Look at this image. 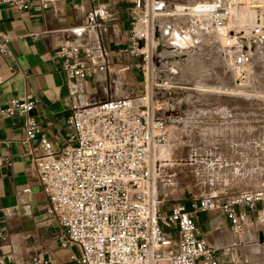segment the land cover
Wrapping results in <instances>:
<instances>
[{"label": "built area", "instance_id": "1", "mask_svg": "<svg viewBox=\"0 0 264 264\" xmlns=\"http://www.w3.org/2000/svg\"><path fill=\"white\" fill-rule=\"evenodd\" d=\"M55 1L0 0V6L23 11L36 4L45 10ZM126 2L131 30L125 52L142 59V70L154 58L161 20L183 18L192 25L207 20L209 28L221 34L219 50L236 84L245 82L255 56L264 50V0H192L182 9L169 0ZM248 12H253L252 18ZM6 43L2 36L1 54L7 52ZM81 51L88 61L80 59ZM58 54L67 80L83 79L103 68L99 44L88 35L62 46ZM143 81L137 94L72 103L65 140L58 149L29 117L36 104L32 97L0 103V117L24 119L25 142L35 143L41 153L34 161L48 198V216L62 231L60 248L76 250L75 264H221L213 248L197 237V216L218 211L239 232L242 216L236 208L254 210L260 204L264 213V189L204 195L162 214L153 163L155 151L166 141L167 117L155 106L161 99L157 86L145 77ZM69 95H74L72 88ZM8 164L0 157V168ZM29 264L57 263L36 255Z\"/></svg>", "mask_w": 264, "mask_h": 264}, {"label": "crops", "instance_id": "2", "mask_svg": "<svg viewBox=\"0 0 264 264\" xmlns=\"http://www.w3.org/2000/svg\"><path fill=\"white\" fill-rule=\"evenodd\" d=\"M130 30L126 0H56L45 10L36 4L23 11L0 6V43L2 36L7 38V52L0 53V103L35 99L29 117L58 149L65 140L72 103L118 98V89L135 92L141 85L133 71L136 60L125 52ZM85 35L99 44L103 68L83 79L67 80L58 52ZM80 59L88 61L85 52ZM178 83L185 87V81ZM69 88L74 90L72 97ZM23 124V118L0 117V157L9 162L0 168V264H29L36 255L75 264L76 250L59 246L62 231L48 216V198L34 161L41 153L35 143L25 142ZM260 209V204L254 210L236 208L242 216L239 232L218 211L200 213L197 237L213 248L221 264H264Z\"/></svg>", "mask_w": 264, "mask_h": 264}, {"label": "rangeland", "instance_id": "3", "mask_svg": "<svg viewBox=\"0 0 264 264\" xmlns=\"http://www.w3.org/2000/svg\"><path fill=\"white\" fill-rule=\"evenodd\" d=\"M191 1L169 0L179 9L183 3ZM157 26L160 29L158 43L166 30L177 28L192 32L194 25L183 18H174L161 20ZM181 35L193 39L175 44V53L179 55L166 54L173 52L175 47L165 45L164 50L156 47L152 49L151 64L148 61L142 70L143 61L138 57L135 60L140 68H133L135 76L141 78L135 94L143 90L144 77L151 81L161 96L155 106L167 117L166 141L155 151L153 163L154 191L162 214L176 204L188 203L204 195L264 189L263 57L254 60L244 94L203 91L194 85L202 81L215 87L232 85L231 73L223 79L215 73L221 68L230 72V67L199 50L207 47L211 53L222 57L219 47L210 40L194 46L195 34ZM169 65L174 71H169ZM197 69L207 71L208 75L194 74ZM178 81H185L188 88L180 86ZM131 93L134 92L124 88L117 90L120 97Z\"/></svg>", "mask_w": 264, "mask_h": 264}, {"label": "bare ground", "instance_id": "4", "mask_svg": "<svg viewBox=\"0 0 264 264\" xmlns=\"http://www.w3.org/2000/svg\"><path fill=\"white\" fill-rule=\"evenodd\" d=\"M247 14H248V18L253 17V12H248ZM181 34H195L197 36V41H196V44H194V46L197 45L198 43L203 45V43L207 40H210L211 43L215 44L217 47H219V45H220L221 34L214 31L213 29L209 28L207 20L203 19V20H200L198 23L194 24L192 32H182L177 28H170L169 30H166L165 33H163L161 38L159 39V42L156 43L154 47L160 48L161 50L165 49V45H169L170 47H175V50L173 52H170V51L166 52L167 55H172V53L176 52V49H177L175 44H181L183 42L191 41L193 39V37H191V36H184L183 37ZM262 45L264 47V40L262 41ZM199 50H201L202 52L209 53L215 57L218 56L223 62L228 64L227 60L223 57L222 54H221L222 57L219 56V54H213L210 52V49L207 47H201V48H199ZM218 50H219V48H218ZM220 53H221V51H220ZM262 57L264 60V50L261 51V53L257 54L255 56L254 60H256V58H262ZM253 62H255V61H253ZM252 67H253V64L251 66V69H252ZM174 69L175 68L173 66L169 65V71L170 70L174 71ZM196 71L194 72V74H198L202 77H204V75H208L207 71H202V70H198V69ZM255 71H258V70H255ZM208 72H210V71L208 70ZM215 73H216L217 77L223 79V78H225L224 76L228 77L231 72H229V70H225L224 68H221V70L219 69ZM246 82H247V78H246L245 82H243L242 84L233 83L230 86L222 85L223 87H219V86L215 87L213 85L207 84L205 81H202V82H197L196 85H194V87H196L200 90H203V91H206V90L225 91V92L230 93V94H232V93L233 94H244L246 92V85L248 84V83L246 84ZM180 86H184V85L180 84ZM135 104H136V102H135Z\"/></svg>", "mask_w": 264, "mask_h": 264}]
</instances>
